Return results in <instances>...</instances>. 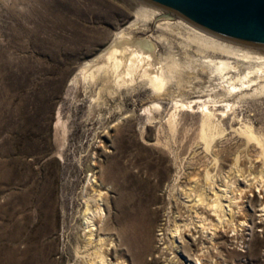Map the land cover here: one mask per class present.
Returning <instances> with one entry per match:
<instances>
[{"label": "rangeland", "instance_id": "374dc122", "mask_svg": "<svg viewBox=\"0 0 264 264\" xmlns=\"http://www.w3.org/2000/svg\"><path fill=\"white\" fill-rule=\"evenodd\" d=\"M141 6L156 11L139 20ZM177 22L223 42L264 51L263 44L214 33L147 0H0V264H71L83 187L94 173L109 182L113 197L119 188L112 187L105 174L116 165L128 168L123 180L130 192V221L145 230V251L131 256V264H167L176 256L166 238L172 222L168 218L177 208L179 218L188 216L178 192L188 186L190 173L197 171L195 176L200 178L198 172L209 162L202 144L195 141L198 106L179 109L180 124L167 147L168 133L162 127L161 133L158 130L159 119L146 120L145 107L157 99L144 82L128 90L121 88L107 95L105 104L95 105L91 104L95 87L86 89L73 78L80 65L101 54L121 31L139 38L149 36L161 57L169 50L181 60L186 51L195 54V48L184 46ZM187 72L185 77L191 82L183 88L184 99L206 98L214 87L222 91L208 69ZM172 90L158 100L161 106L155 114L162 123L172 109ZM245 102L235 108L239 118L232 120L231 111L223 116L229 139L220 149V171L233 176L232 157L235 152L241 155L244 171L239 182L246 196L238 200L237 224L247 215L236 233L226 229L229 239L236 238L226 242L225 264H264V187L244 186L246 179L257 174L260 160L254 148L248 146V150L231 134L230 127L241 118L264 131V95ZM57 110L66 123L65 134L55 127ZM158 137L161 145L156 143ZM63 142L64 160L58 155ZM248 158L253 169L248 168ZM178 172L181 177L174 182ZM92 185L89 181L87 192ZM185 237L181 252L207 246L201 244L199 234L194 241L190 234ZM184 254L179 256L182 260ZM206 254L213 263L215 249Z\"/></svg>", "mask_w": 264, "mask_h": 264}, {"label": "bare ground", "instance_id": "6f19581e", "mask_svg": "<svg viewBox=\"0 0 264 264\" xmlns=\"http://www.w3.org/2000/svg\"><path fill=\"white\" fill-rule=\"evenodd\" d=\"M147 7L138 8L137 17L139 20L147 19L155 13L156 10L152 9L153 7L150 9ZM175 27L185 37V40L182 41L184 46L195 48V54L186 51L181 60L175 52L169 50L165 57H161L156 50V44L149 36L139 38L121 31L101 54L80 65L73 82L83 84L86 89L89 85L95 87L91 102L95 105L105 104L107 95H115L121 88L128 90L138 81L144 82L150 87L153 99H157L145 107L146 120L159 119L158 130L161 133L162 127L163 132L168 133L165 136L164 144L167 147L170 140H173L178 124H180L179 109L198 106L199 124L195 141L202 144L204 154L209 155V162L206 160L208 163L203 164V169L198 172L200 178L195 176L197 171L194 174L190 173L191 175L187 177L188 186L183 190L178 189L181 205L187 209L188 216L179 218L176 207L177 210L173 217L168 218L172 222L170 221L171 225L166 229V238L169 247L176 249L174 251L176 256L167 260V264H180L181 262L182 264H225L226 242L236 238L235 235H232L229 239L227 231L236 233V228L240 222L245 221L247 215L242 216L243 221L237 224L238 217L235 220L234 213L240 211L239 199H242L246 194L244 191L246 188L243 189L239 182L244 171L241 166V155L235 152L232 157L230 169L233 176H230V171H220V149L223 146V141L229 139L226 138L223 116L231 111V119L234 120L236 106H242L249 97L261 99V95H264V51L260 48L259 50H252L253 48L249 49V47L244 49L242 45L236 46L235 42L234 45L223 42V39L221 41V39L208 36V33L206 35L205 32L201 33L202 31L199 32L190 26H183L182 22L175 23ZM164 35H162L163 38ZM197 68L208 69L210 75H215L222 91L219 93L214 87L206 98L184 99L182 97L183 88L188 82H191L188 77H185V73L187 71V74L191 73ZM171 88L173 90L169 95H171L172 109L165 123H162L160 115L156 116L155 111H159L161 106L158 100L161 99V96L166 95ZM252 89L253 94L249 92ZM258 96L259 98H256ZM219 106L223 107L219 108ZM235 123L237 126L230 125L231 134L236 135L238 140L244 144L243 146L254 148L255 156L260 160L258 171L255 169L257 174L253 173L252 177L246 179L245 182L248 184L244 186L250 188L261 185L264 187V131L255 127V124L249 119L242 120L240 118ZM65 124L57 110L55 127H60L65 134ZM156 143L161 145V137L157 138ZM63 146L64 142L58 151L62 160H64ZM242 157L244 159L245 156ZM177 158L178 154H175V159ZM247 162L249 163L248 168L253 169L250 158ZM121 169L122 171H120ZM126 173H129L128 168L116 165L114 169L111 168L109 173L105 174L112 181L110 182L112 187L119 188L113 197L109 195L111 187H107L109 182H104L94 173L90 175L93 177L92 180L88 178L81 193L82 207L77 211L79 222L75 227L76 243L72 247L73 262H70L71 264H131V256L136 253L143 254L145 251L143 246L145 230L130 221V212L128 211L130 192L125 190L127 184L123 180ZM250 174L251 172H249ZM180 177L181 172H178L174 182H178ZM89 181L93 185L87 192ZM111 209L114 211L111 212ZM226 229L228 230L226 231ZM185 233L190 234V240L193 239V241L196 234H199L201 244L206 242L207 246L206 244L199 246L196 250L190 248V253L184 248L185 250L181 252L179 248L185 241ZM162 234L164 235V232ZM158 239L162 241L164 238L162 236ZM210 249H215L216 253L213 263L207 261L209 256L207 257L206 253ZM183 254L186 256L185 260L179 257Z\"/></svg>", "mask_w": 264, "mask_h": 264}, {"label": "water", "instance_id": "95a60500", "mask_svg": "<svg viewBox=\"0 0 264 264\" xmlns=\"http://www.w3.org/2000/svg\"><path fill=\"white\" fill-rule=\"evenodd\" d=\"M229 38L264 45V0H147Z\"/></svg>", "mask_w": 264, "mask_h": 264}]
</instances>
